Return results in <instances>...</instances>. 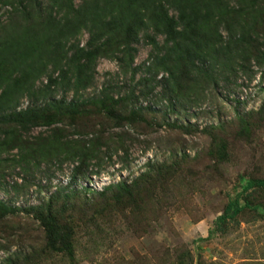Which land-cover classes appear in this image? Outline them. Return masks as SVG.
<instances>
[{
  "label": "rangeland",
  "instance_id": "374dc122",
  "mask_svg": "<svg viewBox=\"0 0 264 264\" xmlns=\"http://www.w3.org/2000/svg\"><path fill=\"white\" fill-rule=\"evenodd\" d=\"M227 1L235 8L241 5L240 0ZM98 2L102 6L98 21L75 22L72 28L78 26L79 31L58 35L55 43L41 38V61L13 76L27 86L12 93L7 112L34 108L42 118L50 115L55 121L28 128L0 121V199L24 209L53 194L62 199L71 191L73 199L60 216L75 227V258L47 253L38 219L22 210L0 218V264H9L6 259L16 256H27L31 264H190L186 250L192 255L191 264H264V214L246 209L225 224L214 223L227 199L240 191V177H264V61L251 58L244 68L235 66L230 71L227 56L216 62L198 61L207 75L179 70L171 85L168 71L153 75L149 69L155 54L150 37L163 45L162 26L140 15L125 21L118 13H129V9L119 8L118 0ZM79 4L82 0H75V9ZM7 10L8 6L0 5V22L6 27ZM168 13L176 15L177 10L170 5ZM10 25L25 24L12 21ZM90 25L95 36L87 46ZM9 26L1 29L9 30ZM25 26L30 38L36 27ZM219 31L226 33L222 26ZM258 33L259 42L264 43V33ZM73 45L96 48L97 54L92 62L87 63L83 55L79 63L69 64ZM128 46L136 48L131 63ZM49 83L48 93L42 95L41 89ZM106 93L117 101L114 117L91 106H84L87 114L78 117L48 108L53 100L80 103ZM137 108L143 109L138 121L116 118ZM244 115L252 123L247 133L240 132L237 120ZM89 122L120 138V149L114 153L116 146L103 147L98 165L82 173H75L72 161L62 160L64 144L51 158L42 154L44 143L60 135L72 146ZM57 129L62 132L58 134ZM217 137L226 143L224 159L209 152ZM163 165L171 169L146 184L144 177L153 172L151 168L157 172ZM141 176V189L132 198L119 204H91L90 195L103 186L132 183ZM249 198L264 203V190L252 191Z\"/></svg>",
  "mask_w": 264,
  "mask_h": 264
},
{
  "label": "trees",
  "instance_id": "16d2710c",
  "mask_svg": "<svg viewBox=\"0 0 264 264\" xmlns=\"http://www.w3.org/2000/svg\"><path fill=\"white\" fill-rule=\"evenodd\" d=\"M98 1L82 0V4H79V7L75 9V0H50L46 3L29 0V5L24 4L22 0H0V5L9 7V10L6 11L8 26L10 22L17 21L22 25L36 27L31 30L32 35L28 38L30 30L25 25L16 26V28L10 25L9 30H3L8 26L6 27L0 22V30L4 31L0 32V121L16 122L24 128L39 123L50 125L55 121L52 120L53 116L50 115L42 118L34 108L7 112L9 108L8 101L10 98L13 99V96L11 97L12 93L22 92L27 86L21 80L15 81L13 76L17 71L21 75L35 62L41 61L39 51L41 44H43L41 38L49 37L52 40L51 43H55L53 40L58 35L70 31H79L78 26L72 28L75 22L78 25L98 21L100 19L98 9L102 8ZM239 4L241 5L235 8L227 0H118L119 8L129 9V13L118 14L124 16L125 21L126 17L133 18L140 15L141 19H144L147 16L154 26L159 24L162 26L163 33L166 34V41L163 45L150 37L155 54L152 67H149V69H153V75L160 70L168 71L167 80L169 82H165L174 85L176 72L179 70L194 72L198 76L207 75V71L201 65H198V61L216 62L220 56H227L229 62L232 63L229 68H226L227 71L234 70L235 66L244 68L243 63H249L251 58H255L257 62L264 61V50L260 48V46L264 47V43L259 42L261 35L258 33L259 31L264 33V0H240ZM62 5L68 9L67 12H65ZM167 5H171L177 10V14H169ZM106 9L107 3L105 5ZM72 11L75 13H72ZM59 12H63L59 17L53 14ZM17 14L19 18L15 16ZM221 26L226 31L225 35L219 31ZM92 27L93 25H90V30H88L91 31V36L87 46L92 44V39L95 36ZM200 32H205V34L202 36ZM39 35L40 37H38ZM168 42L171 43L168 44ZM73 46L74 50L72 57L68 60L69 64L75 61L79 63L83 55H86L87 63L92 62L97 54L96 48L90 50L79 48L77 45ZM127 49L129 63H131L136 48L128 46ZM80 65L82 67L88 66V64ZM49 89L50 83L41 89L42 95L48 93ZM168 91L170 92L171 89H168ZM116 103L117 101L106 93L101 98H91L89 101L80 103L70 102L64 104L62 100H53L49 102L48 108L58 109L63 114L78 117L87 114L84 106H91L107 111V116L112 115L111 117H114L116 114L113 113V106ZM142 111V108H137L122 116H116V118L129 122L138 121L142 117ZM237 120L240 132L247 133L252 129L250 117L248 119L247 115L238 117ZM83 121L81 120V122ZM78 126L79 124L76 127ZM85 129L86 132L80 131L82 134L73 140L74 144L72 146L69 145V140L63 141L62 138L66 137L61 135L55 138L53 142L50 140L44 143L42 154L51 158L53 152L61 151L59 146L64 144L66 151L63 152L62 160L72 161L75 165V173H82L90 165L94 166V163L98 165L105 153L103 147L106 146L107 150H110L114 145L116 146L114 153H116L122 146L120 138H115V135L111 133L106 134L103 127L100 130L98 127L96 128L95 123L89 122ZM56 131L60 134L62 129ZM76 131H79V129ZM209 152L218 159L226 158V143L223 138L213 139ZM156 169L157 172L152 167L153 172L144 177L146 184L163 171L171 169V165H163V168ZM94 173L99 174V172ZM162 174L164 175V173ZM141 180L142 176L132 183L117 181L107 184L102 187L101 191L93 192L94 194L90 195L91 204L97 202L122 203L124 199L132 198L135 193L139 192ZM239 186L240 191L235 196L227 199L222 213L215 218L214 223L217 227L225 224L230 219H235L238 214L246 209L264 214V203L254 202L249 198L252 191L264 190V177L250 176L247 179L240 177ZM88 190L87 188L85 191ZM95 194H98L99 197ZM72 199L73 194L71 191L64 194L62 199L59 200L53 194L48 196L44 202L24 209L7 205L0 199V218L17 215L22 210L26 211L27 214H34L42 227L45 251L50 254L68 257L73 261L75 258L73 249L75 227L71 222L60 216L61 212L68 210V204ZM57 203L62 205L61 209L57 207ZM184 255L188 257L191 264L192 255L190 251L186 250ZM6 261L9 264H31L27 256L23 258L16 256L14 259L9 257Z\"/></svg>",
  "mask_w": 264,
  "mask_h": 264
}]
</instances>
